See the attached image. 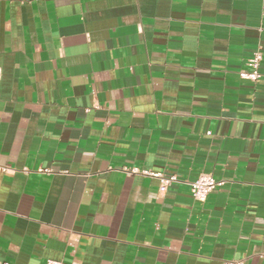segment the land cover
<instances>
[{
    "label": "crops",
    "instance_id": "crops-1",
    "mask_svg": "<svg viewBox=\"0 0 264 264\" xmlns=\"http://www.w3.org/2000/svg\"><path fill=\"white\" fill-rule=\"evenodd\" d=\"M0 164L2 261L264 264V0H0Z\"/></svg>",
    "mask_w": 264,
    "mask_h": 264
},
{
    "label": "built area",
    "instance_id": "built-area-1",
    "mask_svg": "<svg viewBox=\"0 0 264 264\" xmlns=\"http://www.w3.org/2000/svg\"><path fill=\"white\" fill-rule=\"evenodd\" d=\"M263 59V54L261 51H257L254 55L248 59L246 65L247 68L240 71V77L243 79H248L253 82L258 81L261 77V63ZM0 171H8L6 166L0 164ZM143 174L152 176L159 179L160 181V190L166 191L168 187L174 183L180 182L178 175L170 174L166 175L162 172L156 171H143ZM191 188L192 196L198 201H205L209 193L222 186L224 184L223 180H218L210 174H201L193 181L188 182ZM0 264H13L0 260ZM44 264H71L61 260H48ZM230 264V263H228Z\"/></svg>",
    "mask_w": 264,
    "mask_h": 264
}]
</instances>
